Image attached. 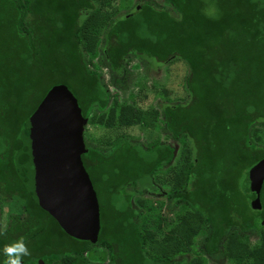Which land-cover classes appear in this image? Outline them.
Returning <instances> with one entry per match:
<instances>
[{"label":"trees","instance_id":"obj_1","mask_svg":"<svg viewBox=\"0 0 264 264\" xmlns=\"http://www.w3.org/2000/svg\"><path fill=\"white\" fill-rule=\"evenodd\" d=\"M115 1L0 0V264L18 241L28 251L20 264H93L86 254L98 247L107 264H205L232 236L250 242L258 230L264 264V189L256 209L244 188L264 160L255 138L264 130V0L141 1L118 18ZM134 59L184 63L186 97L160 112L113 101L102 69L118 87ZM59 87L72 92L86 126L146 127L164 138L121 134L106 153L86 147L100 207L94 242L53 216L22 179L23 134ZM145 194L165 201L136 200ZM6 202L19 207L8 224Z\"/></svg>","mask_w":264,"mask_h":264},{"label":"water","instance_id":"obj_2","mask_svg":"<svg viewBox=\"0 0 264 264\" xmlns=\"http://www.w3.org/2000/svg\"><path fill=\"white\" fill-rule=\"evenodd\" d=\"M86 124L72 92L65 87L53 90L23 134L28 159L22 179L53 216L80 238L94 242L100 232V207L82 161ZM257 169L244 188L252 207L260 209L264 160Z\"/></svg>","mask_w":264,"mask_h":264},{"label":"rangeland","instance_id":"obj_3","mask_svg":"<svg viewBox=\"0 0 264 264\" xmlns=\"http://www.w3.org/2000/svg\"><path fill=\"white\" fill-rule=\"evenodd\" d=\"M141 1L155 0H116L112 5L111 11L114 12L115 18H118L131 12ZM157 2L159 6L166 7L163 1L157 0ZM96 61L94 60L95 63ZM127 70L128 74L125 82L121 86L115 87L112 83L110 72L107 69H102V80L109 89L113 101L117 100L128 105H139L145 109L150 108L160 112L162 104L166 100L176 101L186 97L184 83L188 75V69L180 61H174L166 66L156 68L154 66H146L134 59L128 63ZM121 134L146 143H151L160 137L158 129H148L139 126L124 130H108L100 126L87 125L83 135L86 147L95 148L106 153L110 148V144ZM255 138L259 147H264V130L257 131ZM160 140L163 141L164 138L160 137ZM127 192L131 193L132 191L127 189ZM135 198L136 200L151 201L155 204L165 201L163 196L152 197L147 194L135 195ZM2 208L1 218L4 224H8L13 214L19 211V207L13 203L6 202ZM171 219H175V217L172 216ZM261 231L258 230L250 242H244L239 236H232V241L225 246L222 254L218 257L207 256L204 260L205 264H236L237 260H245L248 264H258L259 257L263 253L260 240ZM201 240L202 238L200 237L198 241L201 242ZM194 256L192 255L191 257L195 258ZM86 258L93 264L108 263L107 251L102 249V247L88 252ZM43 264L46 263L43 262Z\"/></svg>","mask_w":264,"mask_h":264},{"label":"clouds","instance_id":"obj_4","mask_svg":"<svg viewBox=\"0 0 264 264\" xmlns=\"http://www.w3.org/2000/svg\"><path fill=\"white\" fill-rule=\"evenodd\" d=\"M5 253L8 256L7 264H20L21 256L28 255V251L23 241H18L11 246L6 247Z\"/></svg>","mask_w":264,"mask_h":264},{"label":"flooded vegetation","instance_id":"obj_5","mask_svg":"<svg viewBox=\"0 0 264 264\" xmlns=\"http://www.w3.org/2000/svg\"><path fill=\"white\" fill-rule=\"evenodd\" d=\"M263 189H264V184H263V188H262V190H263ZM260 197H261V199H262V192H261ZM40 264H43V263H40Z\"/></svg>","mask_w":264,"mask_h":264}]
</instances>
